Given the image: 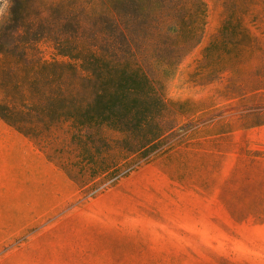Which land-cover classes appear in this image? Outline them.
<instances>
[{"label": "rangeland", "instance_id": "obj_1", "mask_svg": "<svg viewBox=\"0 0 264 264\" xmlns=\"http://www.w3.org/2000/svg\"><path fill=\"white\" fill-rule=\"evenodd\" d=\"M92 1L0 0V99L15 57H57L47 38L72 37ZM201 1L200 42L165 86L186 136L152 162L89 191L57 158L67 134L0 118V264H264V0Z\"/></svg>", "mask_w": 264, "mask_h": 264}, {"label": "trees", "instance_id": "obj_2", "mask_svg": "<svg viewBox=\"0 0 264 264\" xmlns=\"http://www.w3.org/2000/svg\"><path fill=\"white\" fill-rule=\"evenodd\" d=\"M125 1L108 0L102 9L98 0L80 2L92 15L76 18L72 37L47 38L57 56L51 60L23 49L14 59L11 93L0 99V118L32 140L44 142L56 130L68 135L57 158L71 179L92 180L89 191L117 182L186 136L177 119L183 104L167 98L165 86L200 42L205 6L135 0L128 13Z\"/></svg>", "mask_w": 264, "mask_h": 264}]
</instances>
